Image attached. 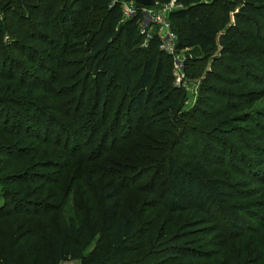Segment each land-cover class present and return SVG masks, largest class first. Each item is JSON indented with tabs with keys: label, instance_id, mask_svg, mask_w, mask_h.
Instances as JSON below:
<instances>
[{
	"label": "trees",
	"instance_id": "1",
	"mask_svg": "<svg viewBox=\"0 0 264 264\" xmlns=\"http://www.w3.org/2000/svg\"><path fill=\"white\" fill-rule=\"evenodd\" d=\"M30 1L0 0V67L15 66L7 72L0 69V106L24 111L29 103L30 112L38 114V101H26L36 84L31 80L41 75L40 86L47 92L64 75L60 66L69 65L76 67L70 88L77 90V113L89 78L97 77L93 90L100 100L89 114L105 121L106 91H115L112 101L119 92L118 109L102 130L103 142L108 129L121 120L144 123V129L163 134L162 154L139 174L151 176L149 197L155 208L175 219L171 228L138 229L121 213L120 189L131 182L124 176L100 192L97 207L89 199L78 218L66 219L61 208L68 193H43L49 175L29 171L47 165L26 159L24 165H14L21 170L14 173L17 179L3 181L7 189L0 221L11 222L0 227V264H205L211 253L218 254L217 244L246 235L237 254L213 264H260L264 217L253 208L264 210V109H249L264 95V0H175L180 6L167 11L174 50L185 51L181 79L199 78L194 103L186 110L181 109L182 89L173 84L171 55L159 50L155 28L141 45L139 10L122 19L118 0ZM155 1L159 5L167 0ZM11 2L21 10H14ZM216 7L224 21L230 20L227 26L216 19ZM52 42L60 44L53 73L38 58L47 51L53 57ZM66 52L75 56L68 63L59 59ZM26 64L32 66V75ZM145 107L160 118L172 114L161 120L162 132L155 128L159 118L143 117ZM22 111L16 116H23ZM0 130L10 138L0 137V154L31 152L24 134L4 123ZM134 134L116 135L111 146ZM19 182L24 183L16 190ZM51 213L60 223L29 240L32 232L22 229L19 217L42 220Z\"/></svg>",
	"mask_w": 264,
	"mask_h": 264
},
{
	"label": "rangeland",
	"instance_id": "2",
	"mask_svg": "<svg viewBox=\"0 0 264 264\" xmlns=\"http://www.w3.org/2000/svg\"><path fill=\"white\" fill-rule=\"evenodd\" d=\"M25 2L30 3L31 1L25 0ZM118 3H121V0H118ZM10 5L14 10L20 9L17 8L13 2H11ZM177 5L179 4L176 3L175 0H167L163 4H155L149 8L152 12L164 17L163 15L166 9H174ZM215 13L216 19L219 22L225 23L224 25L227 26L230 20L224 21L222 19L218 7L215 8ZM24 26L28 25L24 23ZM171 32L173 33L172 30ZM142 43L143 41L141 40V45H143ZM59 50L60 44L58 42H52L50 48V52L53 55L52 58L49 57L50 55H45L48 51L44 53L41 52L38 55V58H44L42 59L43 62L45 65L48 64L49 70L52 73L56 68L54 66V57L59 56ZM66 53L67 55L59 58L60 61H64V63H68L75 57L73 53ZM184 53V50L174 51L171 56H178L183 59ZM7 66L8 68H4L1 65L0 69L7 72L11 67H13V69L15 68L11 63ZM26 67L30 69L28 75H32L34 72V70H31L32 66L27 65ZM75 68L76 67L69 65H61L59 69L64 75H59L60 78L57 79V87L50 88L47 92H43L45 88L40 86L42 83L40 81L41 75L33 77L34 80L31 81H35L36 84L31 89V93H28L26 101H38L39 110L36 112L38 114L30 112L29 109H32L33 106L29 103H24V107L28 108L24 111H22L21 107L11 104H9L8 107L0 106V129L1 124L4 123V126L8 129L16 130L24 134L32 149L31 152H26V155L19 153L17 155L10 152L8 154H0V205L3 200V193L5 189H7L3 181L5 179L9 181L17 179V175H14V173L21 170L15 168L14 165L19 163H23L24 165L26 159H31V163L36 161L39 165H47L46 168L31 167L29 171V173L35 171L39 174L49 175L48 180L50 182L42 185L43 193H50L55 189L61 194L68 193L61 208L63 217L66 219L69 217L78 218L81 215L82 207H84V204L89 199H93L95 203L94 206L97 207V200L100 192L111 183H117L116 180H122V176H124L131 177V182L127 185H123L120 189L121 213L129 215L135 226L140 230L164 228L165 226L167 227V225L171 228L173 222L169 225L170 220L174 221L175 218H171L164 211L156 209L149 197L148 184L150 182V174H144L142 178L139 174V169L146 166L149 160L153 158L157 159L162 154L159 142L163 134L153 133L152 129H144V123H138L137 125L132 121L127 122L121 120L120 124H118L119 126L117 125L118 127L108 129L107 141L103 142L101 138L102 130L110 121V113L118 109L119 92L116 91L117 94L112 101L115 91H113V88H109L106 91L104 102L108 105V108L106 110L107 115H105V121H103V119L101 120L98 114L96 116L89 114V108L92 105L94 108L95 103L100 100V97L94 93L93 90L95 89L94 82L97 77L91 76L86 85L87 90L82 101V107L75 113L74 108L77 101V90H74L73 87L70 88V86L73 85L72 81H74L70 73H73ZM78 77L80 78V74ZM28 79L29 78L25 81L29 83L30 80ZM198 80L199 78H190L187 80L180 79V83H178L174 78L173 84L177 88H181L183 92L181 109L186 110L193 105L197 94L196 88L198 86ZM262 109H264V95L252 103L249 111ZM21 111L23 116H25H16V114ZM129 115L133 116V114ZM142 115L143 117L150 116L151 119H153V117L156 119L159 118V124L155 128L161 132V129L164 128V123H160L161 120L172 118V114H165L162 117L166 118H160L148 107L143 109ZM51 121H54V123L58 125L52 126L50 123ZM95 125L97 126L93 129ZM137 127H140L139 131H137ZM123 132H134L135 134L130 140L118 144L115 147L111 146L113 143L111 141L117 139L116 135ZM0 137L5 141L10 140L9 135H4L1 132ZM53 144H56V147H54ZM114 175H117V178L113 179ZM133 177L138 178L134 180ZM22 183L24 182L17 183L14 188L16 190L19 189ZM9 193L10 192H8V194ZM262 195L263 193H260L256 198ZM253 209L264 217V210L259 208ZM19 219L21 220L22 229H27L32 232L28 238L29 240H32L36 236L39 237L46 234L47 229L60 223L57 216L53 213L50 215L45 214L42 220L31 218L30 216H20ZM10 222L11 220L8 218L3 219L0 221V227ZM249 222L252 223L251 221ZM246 237L249 236H241L223 244H217L218 254H213L214 252L211 253L210 255L212 257L210 260L206 261L205 264H213L217 261H221L222 256H224V259L228 258V260H230L232 256L239 251V246L243 247L244 244H246L244 242V238L246 239ZM62 264H77V262L69 260ZM260 264H264L263 259Z\"/></svg>",
	"mask_w": 264,
	"mask_h": 264
},
{
	"label": "built area",
	"instance_id": "3",
	"mask_svg": "<svg viewBox=\"0 0 264 264\" xmlns=\"http://www.w3.org/2000/svg\"><path fill=\"white\" fill-rule=\"evenodd\" d=\"M177 5L175 8H178ZM139 10L140 17L138 21V32L142 36L143 45L151 38V30L154 28L158 34V48L159 50L172 55L174 53V41L175 35L171 32L169 24L166 18V13L170 9H166L165 14L162 16L152 12L149 7L137 8L135 4L130 0H121L120 11L121 18L128 19L132 17L136 11ZM172 69L175 75L176 82L180 83V79L183 73V61L178 56H171Z\"/></svg>",
	"mask_w": 264,
	"mask_h": 264
},
{
	"label": "water",
	"instance_id": "4",
	"mask_svg": "<svg viewBox=\"0 0 264 264\" xmlns=\"http://www.w3.org/2000/svg\"><path fill=\"white\" fill-rule=\"evenodd\" d=\"M139 7H152L156 4L155 0H130Z\"/></svg>",
	"mask_w": 264,
	"mask_h": 264
}]
</instances>
